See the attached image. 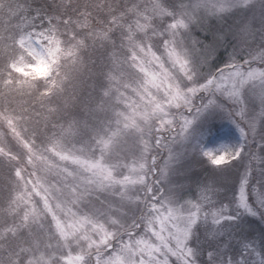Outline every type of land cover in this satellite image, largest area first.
I'll return each mask as SVG.
<instances>
[{"label":"snow or ice","instance_id":"1","mask_svg":"<svg viewBox=\"0 0 264 264\" xmlns=\"http://www.w3.org/2000/svg\"><path fill=\"white\" fill-rule=\"evenodd\" d=\"M4 47L0 264H264V0H59ZM213 113L239 144L206 148Z\"/></svg>","mask_w":264,"mask_h":264},{"label":"rangeland","instance_id":"2","mask_svg":"<svg viewBox=\"0 0 264 264\" xmlns=\"http://www.w3.org/2000/svg\"><path fill=\"white\" fill-rule=\"evenodd\" d=\"M19 2L21 3V7L24 15L21 16L19 20H17L15 17H13L12 19H9L7 17L0 18L3 21L2 26H0V37H7L9 34H11V32L16 29V25L21 24L23 22L24 17H28L30 21H35L36 13L38 12H40L45 17H47L49 13L55 14L53 12L55 11V5L59 3V0H43L41 2L40 0H19ZM75 2L76 0H72V3ZM47 9H49L50 11H48ZM236 22H237V18L231 17L224 21H215V23L208 22L205 24L204 27L211 28V31H216L217 28L215 27L212 28L210 25L217 23V25L220 27H222V25L225 26L227 25L226 31H228L230 27H232ZM36 23L37 24L46 23V20L36 21ZM201 31H202L201 29L197 28L195 34L198 36L201 33L202 35ZM228 40H229L228 42L229 44L228 47L226 48L225 60L227 59L228 53L231 51L232 41L230 38ZM9 54L10 52L7 47H4L2 50H0V71H3V65L7 60V56ZM14 75H20V74L14 73ZM4 96L5 94L3 92H0V103L7 104V101L4 99ZM26 102H27V97H20V96H17L14 101V103H22V104ZM201 128L204 132V143L206 148L215 149V148H219L220 146L237 145L241 142V138L237 128L233 124H231L222 113H213L208 115L206 119L202 122ZM217 129L220 130L216 133L215 131ZM212 132L215 133L213 136L211 135ZM0 141L7 144L15 152L23 151L20 148V146L16 144L15 140H13L9 129L7 128V125L0 124ZM2 159L3 158H0V160ZM190 164L192 168L193 179L203 178L212 171L211 166L207 164L206 161H201L199 157L191 161ZM234 171H235L234 169L231 170L232 173H234ZM4 174H5V168L3 165H0V179H2ZM34 199L38 201L39 197H34ZM3 201H4V197L2 194H0V222H3L5 216V212H4L5 204ZM251 230H254L256 232V235L254 237L255 239L258 240L257 235L261 239V235L264 234V223L258 221L256 222L254 217H249L248 224L245 225V233H249V231ZM239 239L240 236L237 235L235 237L234 242L239 241Z\"/></svg>","mask_w":264,"mask_h":264},{"label":"trees","instance_id":"3","mask_svg":"<svg viewBox=\"0 0 264 264\" xmlns=\"http://www.w3.org/2000/svg\"><path fill=\"white\" fill-rule=\"evenodd\" d=\"M41 1H43V0H40V2ZM48 11H50L49 9H47ZM53 13H55V11L53 12ZM46 20V19H45ZM211 22H213V23H215V21H211ZM212 24V23H211ZM212 28L213 27H215V28H217V30H223V31H225V32H227L226 30H227V25L225 26V25H222V27H220V26H218L217 25V23L216 24H212V25H210ZM202 32V35H201V33L198 35V37L200 38V39H202V40H208V39H210V37H211V33L213 32V31H211V28H207V27H204V30H202L201 31ZM229 42V40H227L226 42H225V49L224 48H222L221 49V55L217 58V61H216V66H222L223 65V63H224V61H225V54H226V48L228 47V43ZM220 129H217L215 132L217 133L218 131H219ZM215 133H213L212 132V136L214 135ZM255 220H256V222L258 221V222H261V221H259L258 219H256V218H254ZM257 230V229H256ZM249 233L251 234V236H250V238H253V239H255L254 237H255V235H256V232L254 231V230H251V231H249ZM257 238H258V240L257 239H255L257 242H259L260 241V237L257 235Z\"/></svg>","mask_w":264,"mask_h":264}]
</instances>
